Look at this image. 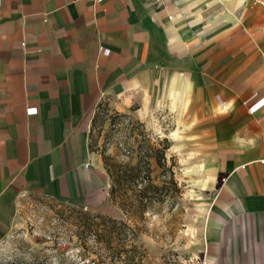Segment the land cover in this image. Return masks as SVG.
Returning <instances> with one entry per match:
<instances>
[{
	"label": "crops",
	"instance_id": "1",
	"mask_svg": "<svg viewBox=\"0 0 264 264\" xmlns=\"http://www.w3.org/2000/svg\"><path fill=\"white\" fill-rule=\"evenodd\" d=\"M263 96L264 0H0V241L27 194L106 203L98 102L135 118L173 102L220 174L201 264H264Z\"/></svg>",
	"mask_w": 264,
	"mask_h": 264
},
{
	"label": "rangeland",
	"instance_id": "2",
	"mask_svg": "<svg viewBox=\"0 0 264 264\" xmlns=\"http://www.w3.org/2000/svg\"><path fill=\"white\" fill-rule=\"evenodd\" d=\"M112 105L98 102L87 131V149L106 179L107 201L94 212L117 216L133 230L139 264H201L206 210L220 174L205 179L200 165L210 158L200 155L188 112L170 102L135 118ZM148 183L154 189L139 211L133 197ZM21 201L19 226L0 241V264H25L34 253L83 264L70 224L72 209L81 207L42 193Z\"/></svg>",
	"mask_w": 264,
	"mask_h": 264
},
{
	"label": "trees",
	"instance_id": "3",
	"mask_svg": "<svg viewBox=\"0 0 264 264\" xmlns=\"http://www.w3.org/2000/svg\"><path fill=\"white\" fill-rule=\"evenodd\" d=\"M148 189H154L148 183L134 198V203L139 211H142ZM73 233L77 247L78 259L84 260L83 264H139V256L136 255L137 247L131 240L135 236L133 230L117 216L102 212H89L83 208L72 209ZM72 217V216H71ZM56 246H54L55 248ZM50 260V256L34 253L25 264H76L75 261H67L65 257L56 261Z\"/></svg>",
	"mask_w": 264,
	"mask_h": 264
},
{
	"label": "built area",
	"instance_id": "4",
	"mask_svg": "<svg viewBox=\"0 0 264 264\" xmlns=\"http://www.w3.org/2000/svg\"><path fill=\"white\" fill-rule=\"evenodd\" d=\"M24 42L21 43V47H24ZM216 99L219 100V104L221 108H225L226 104L224 101L220 100L218 96H216ZM264 105V96L258 98L257 100L251 102L248 106V113H254L256 112L260 107Z\"/></svg>",
	"mask_w": 264,
	"mask_h": 264
}]
</instances>
